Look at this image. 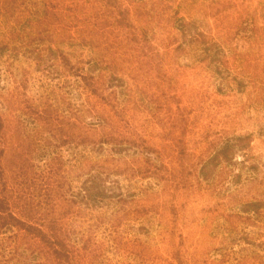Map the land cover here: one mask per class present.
I'll list each match as a JSON object with an SVG mask.
<instances>
[{
    "label": "rangeland",
    "instance_id": "1",
    "mask_svg": "<svg viewBox=\"0 0 264 264\" xmlns=\"http://www.w3.org/2000/svg\"><path fill=\"white\" fill-rule=\"evenodd\" d=\"M2 3L9 123L32 144L36 174L64 175L79 237L166 240L165 254L182 242L190 256L210 252L219 264H264V48L254 46L264 0H116L123 14L77 0L62 23L45 17L40 1L14 16L10 0ZM209 27L206 44L193 40ZM57 53L118 86L123 120L55 62ZM26 105L48 114L45 126ZM91 113L109 121L105 133L144 141L145 152L90 144L98 134L83 138L82 122L93 123ZM9 235L0 233V264H16ZM130 249L102 245L97 263H135Z\"/></svg>",
    "mask_w": 264,
    "mask_h": 264
},
{
    "label": "trees",
    "instance_id": "2",
    "mask_svg": "<svg viewBox=\"0 0 264 264\" xmlns=\"http://www.w3.org/2000/svg\"><path fill=\"white\" fill-rule=\"evenodd\" d=\"M39 1L44 5L45 17H57L60 23L63 22L62 12L72 11L71 2H77V0H34L35 3ZM83 2L95 3L98 10L105 7L115 14H123L125 10L115 3L116 0L115 2L114 0H83ZM10 3L13 5L11 14L14 16L23 5L27 4V0H10ZM4 6L0 0V12L9 16ZM37 20L38 23L42 22V19ZM52 24L56 23L52 22ZM211 32V27L208 31L196 29L193 40L196 42L201 40L202 44H206L208 41L203 39L211 38ZM45 34L48 40H53L54 32L53 37L49 29ZM254 46L260 50L264 48V21L254 25ZM54 60L68 74L80 77L84 89L91 95L98 96L105 108L110 109L108 111H113L116 117L123 120V109L117 102L118 92L115 90L117 85H107L108 79L103 78L96 82L97 78L92 75V71L87 74L82 73L61 53H57ZM31 106L26 105L25 109L30 111V115L35 113L36 119L42 121V126H45L49 120L48 114L38 109L33 110ZM12 114L9 116L6 97L0 89V233L10 232L8 238L13 242L16 264H104L97 263L101 257H104L98 251L102 245L116 251L123 247L126 250L131 248L128 255L133 257L135 263L130 264H219L212 259L210 252L201 258L190 256L188 251H184L182 242L177 244L179 251L165 254L162 248L172 244L166 240L153 243L138 238L131 240L120 237L119 241L118 237L113 236L100 243L91 236L79 237L70 222L77 211L78 202L75 197L63 191L64 175L59 170L58 172L49 170L46 176L35 173L31 161L32 144L22 134L19 126H12L9 123ZM90 118L93 123L82 122L83 128H89L85 129V131L89 130L88 136L83 138H90L93 133L98 134V139H91L90 144H111L114 148H118L119 152L116 153L121 155L125 154L128 149L124 148L127 147H130L129 150L137 147L141 153L145 152V150L141 151L142 146L146 144L144 141L137 143L130 137L124 138L119 134L105 133L109 121L97 118L94 113L90 114ZM112 118L114 117L110 119ZM216 150L218 156L224 153L221 146ZM146 172H151V169L148 168ZM193 250L196 253L197 247Z\"/></svg>",
    "mask_w": 264,
    "mask_h": 264
}]
</instances>
